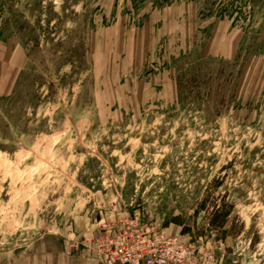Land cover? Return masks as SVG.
Listing matches in <instances>:
<instances>
[{"label":"rangeland","instance_id":"rangeland-1","mask_svg":"<svg viewBox=\"0 0 264 264\" xmlns=\"http://www.w3.org/2000/svg\"><path fill=\"white\" fill-rule=\"evenodd\" d=\"M138 228L264 264V0H0V264Z\"/></svg>","mask_w":264,"mask_h":264},{"label":"built area","instance_id":"built-area-1","mask_svg":"<svg viewBox=\"0 0 264 264\" xmlns=\"http://www.w3.org/2000/svg\"><path fill=\"white\" fill-rule=\"evenodd\" d=\"M122 235L86 237L81 244L102 264H206L200 249L184 239L149 228Z\"/></svg>","mask_w":264,"mask_h":264},{"label":"crops","instance_id":"crops-1","mask_svg":"<svg viewBox=\"0 0 264 264\" xmlns=\"http://www.w3.org/2000/svg\"><path fill=\"white\" fill-rule=\"evenodd\" d=\"M46 239L32 247L28 256H20L19 260H14L12 264H102L85 251L66 252L56 238Z\"/></svg>","mask_w":264,"mask_h":264}]
</instances>
